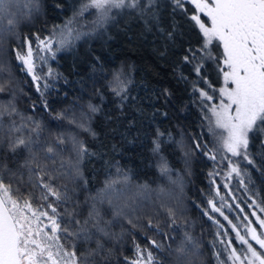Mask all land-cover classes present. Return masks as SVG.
<instances>
[{
  "label": "trees",
  "instance_id": "trees-1",
  "mask_svg": "<svg viewBox=\"0 0 264 264\" xmlns=\"http://www.w3.org/2000/svg\"><path fill=\"white\" fill-rule=\"evenodd\" d=\"M86 2L40 0V10L28 15V0H15L11 17L18 21L15 31L0 34V82L11 81V92L0 93V102L7 104L11 101L21 114L39 121L43 127L41 141L51 142L56 136H63L64 159H75L71 150L73 137L88 148L89 154L80 163L87 184L67 176L59 181L74 190L77 212L86 214L92 203L90 198L104 187L107 180H119L114 185L111 204H97L104 220L110 221L108 228L116 237L111 243L114 249L112 264H126L123 257L136 258L135 244L153 251L163 264H175L174 257L153 249L148 238L163 242L165 247L172 244L175 248L176 243L169 236L179 241L185 231L202 245L201 264H218L212 242L220 230L219 225L232 232L228 220L242 227L248 220L258 226L253 212L264 218V213L256 207L257 204L264 207V144L259 137L250 134L248 152L250 159L255 161L254 165L226 151H216L218 145L208 132V122L204 119V115L210 113L202 111L200 99L192 91V82L198 77L192 71L193 65L181 59L188 54L189 48L201 46V37L187 17L173 14L170 7L161 8L160 28L164 31L155 26L148 30L128 10L113 11V19L105 27L95 29L73 50L58 55L50 67L53 76H46L47 69L43 67L41 76L47 79L50 87L45 91L41 80V90L44 91L41 96L31 75L21 70L12 49L20 46L25 36L34 41L35 34L46 36L54 25L74 17L77 19L74 28L82 32L93 31L94 9L83 16L75 15ZM168 2L161 0L162 5ZM185 7L191 13L192 5L186 4ZM173 23L177 29L170 40L166 32ZM216 51L213 48V52ZM117 73H123L131 81L127 85L126 100L111 91L110 83ZM181 74L186 79H181ZM202 74L216 88L221 86L222 81L212 61L204 62ZM199 86L206 87L203 82ZM89 105L99 110L91 112ZM59 113L66 118L58 119ZM7 120L6 117L5 124ZM69 120L76 122L70 123ZM80 124L84 127L78 126ZM157 131L165 134L160 139L161 154L171 169L167 175L159 171L158 156L152 151ZM194 139L207 143L216 154V160L195 149ZM0 158L12 169L21 159L2 151ZM233 165L239 167V176L236 173L228 175ZM118 168L121 173L117 172ZM123 173H127L130 179L124 181ZM216 183L222 193L221 203L228 200L223 205L231 206L221 205L228 220L213 211L209 203L218 197L214 192ZM73 206L69 202L63 207L71 209ZM169 209L177 220L172 227L168 226ZM117 211L120 215H116ZM149 219L159 222L169 235H159L147 227Z\"/></svg>",
  "mask_w": 264,
  "mask_h": 264
},
{
  "label": "snow or ice",
  "instance_id": "snow-or-ice-1",
  "mask_svg": "<svg viewBox=\"0 0 264 264\" xmlns=\"http://www.w3.org/2000/svg\"><path fill=\"white\" fill-rule=\"evenodd\" d=\"M14 2L0 0V34L15 31L18 21L11 18ZM28 4V15L40 10V0H28ZM186 4L192 5L191 13ZM162 7H170L173 14L187 17L201 37V46L198 49L189 48L188 54L181 59L193 65L192 71L198 77L192 82V91L198 95L202 111L210 113L204 115V119L208 122V132L218 145L216 151H226L254 165L255 161L250 159L248 152L250 134L259 137L264 144V0H169L167 5H162L161 0H87L75 15L83 16L94 9L96 19L93 21V31L75 29L70 19L63 26L54 25L46 37L35 34V47L33 40L25 36L20 46L12 49V55L19 62L21 70L31 75L36 82L37 92L43 96L40 81H44L45 91L50 85L45 77L36 72L37 60L47 62V57L42 53L51 54V58H54L56 52L71 47L84 36L92 35L95 29L105 27L113 19V10H128L148 30L155 26L159 31H164L160 28ZM176 29L177 25L173 23L166 32L168 39H173ZM17 39L20 37L17 36ZM213 48L217 50L215 53ZM206 60L216 65L222 81L219 88L202 74ZM46 76H53L51 69ZM181 79L186 78L181 74ZM130 82L123 73H117L110 83L111 91L121 100H126ZM201 82L206 87H200ZM10 85L11 81L0 82V93L11 92ZM44 107L47 108L46 102ZM89 109L91 112L99 110L94 105H89ZM57 118L66 117L59 113ZM78 126L84 127L83 124ZM42 132L39 121L21 114L11 101L7 104L0 102V151L5 155L21 157L15 169L9 168L7 162L0 158V264H112L114 249L111 243L116 237L108 228L110 221L104 220L97 204H111L114 185L119 180H107L104 187L90 198L92 203L86 214L77 212L73 201L74 190L59 181L67 176L87 184L80 163L89 150L73 137L71 150L75 153V159H64V149L61 147L65 144L64 137L58 135L51 142L41 141ZM164 135L157 131L152 151L158 156L159 171L167 175L171 169L161 154L160 138ZM193 146L202 150L209 159L216 160V154L208 148L207 143L194 139ZM222 159L227 157L222 156ZM117 172L121 173V170L118 168ZM232 173L239 176V167L233 165L228 175ZM122 178L124 181L130 179L127 173H123ZM69 202L74 205L71 209L63 207ZM209 203L213 211L228 220L221 208L212 201ZM256 207L264 213V207L259 204ZM168 214V226H175V214L171 209ZM116 215H120V212L117 211ZM252 215L256 217L258 226H252V221L248 220L243 225L244 234L228 220L238 245L228 237V230L219 225L227 239L212 242L213 248L217 243L222 246V251L213 253L218 264H264V218L255 212ZM216 223L219 224L218 221ZM147 227L159 235H169L159 222L154 223L151 219L147 221ZM217 236H220L219 230ZM148 239L157 252L174 257L175 264H201L202 245L187 231L179 241L169 236L176 243L175 248L172 244L165 247L161 241L151 237ZM222 253H226L225 259H220ZM135 254L136 258L131 260L123 257L126 264H163L153 251L141 248L139 244H135Z\"/></svg>",
  "mask_w": 264,
  "mask_h": 264
},
{
  "label": "rangeland",
  "instance_id": "rangeland-1",
  "mask_svg": "<svg viewBox=\"0 0 264 264\" xmlns=\"http://www.w3.org/2000/svg\"><path fill=\"white\" fill-rule=\"evenodd\" d=\"M114 12H117L118 10H113ZM72 20H73V26H75L76 24H77V22H76V18L74 17V18H71ZM96 19V18H95ZM94 18H92V20H91V22H92V24H94L93 23V21L95 20ZM67 22V21H66ZM66 22H64V23H60L58 26H63ZM75 29H76V27H75ZM79 31H81V30H79ZM82 32V31H81ZM50 33H48L46 36H48ZM46 36H41L42 38L43 37H46ZM83 38V37H82ZM81 38V39H82ZM80 39V40H81ZM80 40H78V41H75V43L71 46V47H69V48H65V49H62V50H60V51H58V52H56V55H55V57L54 58H51V54H48V53H42L43 55H45L46 57H47V62L46 63H44V62H41V61H39V60H37V68H36V72H37V74L38 75H40L41 76V72H42V70H43V67H45L46 69H47V71H46V73L49 71V69H50V67H51V65L53 64V62L58 58V55L59 54H61V53H63V52H65V51H71V50H73L74 48H75V46L77 45V43L80 41ZM35 44H36V41L34 40L33 41V46L35 47ZM54 47V49H55V47H56V45H54L53 46ZM40 67V68H39ZM42 68V69H41ZM214 192L216 193V194H218V197H214L211 201L212 202H214L215 203V205H216V207H219V208H221V205L223 206V203H225V202H227L228 203V200H225V202H223V203H221V201H222V197H221V192H220V189H219V184L218 183H216L215 185H214ZM211 205V204H210ZM211 207H212V205H211ZM222 211V210H221ZM216 219V218H215ZM217 220V219H216ZM218 221V220H217ZM245 224V223H244ZM243 224V225H244ZM242 225V227H238L239 229H240V231H241V234H244V226ZM253 226V225H252ZM224 229H227V227H224ZM224 229H220L219 231H220V236L218 237H216V239H215V241H218L219 239H227V237H225V235H224ZM228 230V229H227ZM228 237H231V238H233V242H234V244H237L238 245V241H235V239H234V237H235V232L234 231H232V232H229V230H228ZM215 251H222V246L221 245H219V243H217V245H216V247L214 248V252ZM226 258V253H222V255H221V257H220V259H225Z\"/></svg>",
  "mask_w": 264,
  "mask_h": 264
}]
</instances>
